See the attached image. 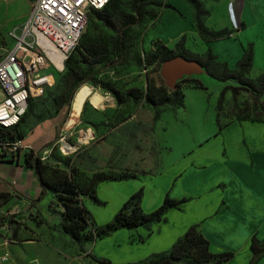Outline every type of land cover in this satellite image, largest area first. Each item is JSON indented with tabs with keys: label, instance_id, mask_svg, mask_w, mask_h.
I'll list each match as a JSON object with an SVG mask.
<instances>
[{
	"label": "rangeland",
	"instance_id": "obj_1",
	"mask_svg": "<svg viewBox=\"0 0 264 264\" xmlns=\"http://www.w3.org/2000/svg\"><path fill=\"white\" fill-rule=\"evenodd\" d=\"M32 2L33 0H0V46H7V31L20 25ZM224 3L225 0L204 1L209 8V15L204 20L205 25L214 29L223 27L232 29L229 37L212 42L211 45L214 48L212 52L218 60L225 61L231 67L241 52L238 42L244 46L250 43L253 60L249 76L254 78L264 70V0H249L246 3L247 6L243 11L246 24L238 20L234 22L230 17L228 5L226 8ZM164 12H173L181 16L171 10H165L162 14ZM161 15L154 21L134 27V34L138 35L139 49L147 50L154 39H160L159 35H162L160 29L163 28L161 25L169 26L168 20H163L161 23ZM89 19L88 15L86 26ZM185 39V45L193 52L201 54L208 48L195 33L187 32ZM174 41L166 45L170 47ZM63 68L59 72H52L54 75L52 84ZM182 74H191V76ZM106 75L105 78L110 77L121 90L130 86L146 89L147 82L150 80V83L154 81L156 87H165L167 92L172 88V83H177L183 92V105L175 110L166 108L158 119L153 121L152 112L141 102L137 105L118 106L111 93L98 86L84 84L79 90L83 100L80 101L75 97L70 106V111L74 105L79 107L78 122L76 121L75 125L72 124L73 127L67 125L69 112L62 125L67 128L66 132L61 131L62 136L72 148L61 152L58 136L48 147L50 150H47L45 158L42 159L47 167L61 166L60 161H67L87 175L94 171L127 173L135 176L145 173L154 175L158 173V169L160 171L163 168V165L179 162L178 158L186 152L187 147L196 146L200 138H202L201 141L206 137L212 139L217 131L214 124L215 118L218 122L224 123L234 118L261 117V114L254 112L253 108L259 102L264 103V91L257 96L244 88H236L235 94H232L230 87L237 84L232 81L216 80L208 76L196 63L180 58L172 59L164 64L160 63L154 69L129 65L118 69L114 74L107 72ZM192 78L198 79L206 89L191 88V83L184 79ZM45 90L43 88L32 91L29 97L43 95ZM98 95L103 98L102 101H99L101 98ZM219 96H221L220 99ZM87 97H90L93 102L99 101L98 104L92 105ZM84 100L87 102L80 116ZM63 113L64 110H61V116ZM42 151L37 154L39 155ZM54 157L59 158L60 161ZM168 169L173 172L172 174L178 172L177 167ZM142 178L144 179L145 175L136 180L140 181ZM141 189L143 193V187ZM95 194L97 196L96 189ZM81 202L82 204L85 202V209L96 224L108 222L116 212L108 220L98 223V216L93 211L98 205L85 197L81 198ZM18 214L16 209L7 208L4 200L0 199V216L9 215L11 218L8 229L0 228V253L8 252L9 255L8 260L0 264H96L85 256L84 251L79 252L70 238L58 228L39 225L40 222L34 218L33 222H27L25 217L22 218ZM121 229L125 228L117 229L95 240L98 249L92 250L91 254L104 257L115 264L143 258L123 259L122 253L124 251L128 253L130 247L117 246L116 233Z\"/></svg>",
	"mask_w": 264,
	"mask_h": 264
},
{
	"label": "trees",
	"instance_id": "obj_2",
	"mask_svg": "<svg viewBox=\"0 0 264 264\" xmlns=\"http://www.w3.org/2000/svg\"><path fill=\"white\" fill-rule=\"evenodd\" d=\"M183 1L191 10V25L194 31L205 42L230 36L232 29L226 27L214 29L205 25L204 20L209 15V10L203 0ZM165 10L180 14L167 0H108L100 8L91 9L88 13L90 16L88 24L85 25L77 45L64 59L63 71L58 74L55 82L45 88L43 95L28 97L25 111L17 125L9 130H0V134L22 139L25 129L31 124L54 117L61 110H64L62 116L64 120L77 90L84 84L98 86L111 93L118 106L137 105L141 102L150 109L154 121L166 108L175 110L183 105V92L179 84L175 83L166 92L165 87H156L154 81L150 83L149 80L146 89L130 86L121 90L110 77H105L107 72L114 74L118 69L129 65L154 69L158 64L173 58L196 63L208 76L216 80L234 82L237 86L230 87L232 94H235L236 88H244L257 96L263 93L264 70L254 78L249 76L253 59L250 43L241 48L238 59L231 67L225 61L218 60L210 48L201 54L191 51L185 45V34L175 39L170 47L160 39H154L147 50L139 49L138 35L134 34V27L154 21ZM184 80L191 83V88L206 89L198 79ZM221 93L222 90L220 95ZM86 102L83 101L80 116ZM253 111L260 113L261 117L234 119L264 121V103H257ZM227 122L220 123L215 118L218 128ZM54 158L60 161L59 158ZM24 159L27 164H32L36 172L41 187L38 198L45 192L51 193L52 199L48 203V208L59 215L56 227L70 238L79 252H83L84 243L100 239L120 228L135 229L141 226L149 229L153 223L163 219L167 209L176 207L184 201V198L173 199L165 194L155 209L145 213L139 204L142 195V189L139 188L122 202L108 222L96 224L83 206L81 198L85 197L94 204L103 205L104 202L95 194L97 184L101 181L135 178L134 174L94 171L87 175L67 161H60L61 166L47 167L44 161L39 159L37 152L27 149L24 150ZM0 199H3L2 194ZM10 220L9 215L0 216V226L5 224L9 227ZM248 247L251 253L248 264H255L259 257L264 255V237L257 238L252 235ZM232 255L230 251L210 252L207 240L199 232L196 224H191L168 248L151 252L133 262L119 264H219L230 259ZM85 256L96 264H115L91 253H86Z\"/></svg>",
	"mask_w": 264,
	"mask_h": 264
},
{
	"label": "crops",
	"instance_id": "obj_3",
	"mask_svg": "<svg viewBox=\"0 0 264 264\" xmlns=\"http://www.w3.org/2000/svg\"><path fill=\"white\" fill-rule=\"evenodd\" d=\"M167 1L181 16L173 12L161 15V23L168 20L169 26L161 25L163 28L160 29V39L167 44L187 32L197 35L191 25V10L188 5L183 0ZM248 1L243 0L241 3V0H225L224 7L227 8L228 3L231 5L234 22L238 20L246 24L243 11ZM205 7L207 8L206 5ZM197 36L214 51L211 45L214 40L205 42ZM6 40L8 47V37ZM238 44L241 51L244 45L241 42ZM83 86L75 95L80 101L83 97L79 95V90ZM98 96L101 98L99 101H102L103 98ZM87 100L92 105L99 102H93L90 97ZM78 113L79 107L72 106L70 114L68 112V126L77 121ZM68 114L64 120L59 112L54 117L31 124L25 129L21 139L24 148L33 152L48 148L62 135L61 131L66 132L67 128L62 125ZM213 116L215 118L214 110ZM216 128L212 139L206 137L201 141L200 138L196 146L187 147L177 164L163 165L154 175L138 174L135 178L101 181L97 184V197L104 202L93 209L98 216V223L108 220L127 196L139 187L144 189L139 202L143 212L155 209L165 194L173 199L184 198L176 207L167 209L163 219L153 223L149 229L139 226L117 231V246L130 247L128 253H122L124 260L141 258L151 252L166 249L189 225L196 224L207 240L210 252H232L230 259L219 264H248L251 257L248 247L251 236L264 237V121L232 119ZM186 153L192 154L186 156ZM170 167H177L178 172L172 174L168 169ZM143 175L144 179L136 180ZM40 191L36 172L32 164L26 163L24 151L14 154L13 158H0V194L3 195L7 208L16 209L18 215L25 217L27 222H33L34 218L40 222L39 225L56 227L59 215L48 208L52 195L45 192L38 198ZM83 206L85 207V202ZM82 248L85 253L98 249L95 240L84 243ZM255 264H264V255Z\"/></svg>",
	"mask_w": 264,
	"mask_h": 264
},
{
	"label": "built area",
	"instance_id": "obj_4",
	"mask_svg": "<svg viewBox=\"0 0 264 264\" xmlns=\"http://www.w3.org/2000/svg\"><path fill=\"white\" fill-rule=\"evenodd\" d=\"M108 0H33L23 22L8 31L9 46H0V130L15 127L23 115L32 91L52 85L53 73L61 71L63 61L77 45L91 9H98ZM231 13V5L228 4ZM58 57L60 69L55 65ZM61 152L67 145L59 136ZM69 145V144H68ZM21 139L0 134V158H13L24 151ZM44 149L39 159L45 158ZM0 228L8 229L3 224ZM9 258L0 253V262ZM38 264V263H33Z\"/></svg>",
	"mask_w": 264,
	"mask_h": 264
},
{
	"label": "bare ground",
	"instance_id": "obj_5",
	"mask_svg": "<svg viewBox=\"0 0 264 264\" xmlns=\"http://www.w3.org/2000/svg\"><path fill=\"white\" fill-rule=\"evenodd\" d=\"M54 61H55V65H56V67L58 68V69H60V67H61V64H60V62H59V59H58V57H55L54 58ZM70 148H72L70 145H66L65 146V149H70ZM69 151V150H68Z\"/></svg>",
	"mask_w": 264,
	"mask_h": 264
},
{
	"label": "water",
	"instance_id": "obj_6",
	"mask_svg": "<svg viewBox=\"0 0 264 264\" xmlns=\"http://www.w3.org/2000/svg\"><path fill=\"white\" fill-rule=\"evenodd\" d=\"M173 59H175V58H173ZM181 59V58H180ZM172 60V59H171ZM183 60V59H182ZM170 60H168V61H166V62H169ZM166 62H163V64L164 63H166ZM172 85H174L173 83H172ZM70 106H71V104H70ZM68 112H70V108H69V111Z\"/></svg>",
	"mask_w": 264,
	"mask_h": 264
}]
</instances>
